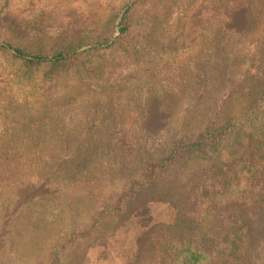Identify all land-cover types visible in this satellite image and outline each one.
Instances as JSON below:
<instances>
[{
    "label": "rangeland",
    "instance_id": "374dc122",
    "mask_svg": "<svg viewBox=\"0 0 264 264\" xmlns=\"http://www.w3.org/2000/svg\"><path fill=\"white\" fill-rule=\"evenodd\" d=\"M135 1L0 0V42L11 41L45 53L76 41L90 48V44L117 35V17ZM199 1L177 0L166 6L168 13L158 20L161 30L152 38H162L171 49L148 48L151 50L137 53L132 47L120 48L103 57L107 62L113 60L115 67L98 70L100 64L105 65L100 62L41 93L20 82L19 70L0 52V168L9 160L49 166L64 163L62 169L85 162L80 160L119 164L109 172L100 166V173L91 174L90 167L82 171L83 167L77 178L51 180L46 172L38 177L30 171L11 178L0 175V264H51L54 250L68 244L72 236L90 232L102 210L115 206L133 182L145 177L148 163L167 157L175 143L195 141L209 121L223 122L242 114L250 102L236 88L243 84V88H251L259 80L264 58L255 60L252 40L247 42L244 37L210 43L195 23L194 17L203 7ZM142 16L143 12L137 13V18ZM261 39L257 37L255 45ZM173 41L175 45H171ZM149 98L157 102L166 128L156 137L138 135L131 142L127 134L139 133L133 124L142 120ZM117 132H123L124 144L117 141L121 138ZM112 141L113 154L88 155L89 148ZM10 149L15 155L2 154ZM135 153L139 155L136 159L132 157ZM206 170L201 162L181 159L123 213L105 220L92 239L77 240L62 254L61 264H84L95 258L98 255L92 249L100 239L114 237L116 232L119 237L133 233L126 223L134 220L136 229L159 227L182 238L204 232L183 215L189 210V191ZM47 182L54 188L61 183L64 189L60 194L43 195L37 189ZM23 184L37 187L25 191L19 188ZM4 212L10 223L1 233ZM230 212L234 224L229 229L249 238L255 252L252 264H264V220L251 221ZM219 227L228 231L225 225ZM111 243L109 260L103 264H124L116 253L120 240Z\"/></svg>",
    "mask_w": 264,
    "mask_h": 264
},
{
    "label": "trees",
    "instance_id": "16d2710c",
    "mask_svg": "<svg viewBox=\"0 0 264 264\" xmlns=\"http://www.w3.org/2000/svg\"><path fill=\"white\" fill-rule=\"evenodd\" d=\"M171 2L177 0L135 1L123 15L117 17L115 26L118 29L117 35L90 44V48H85L83 42L76 41L65 45L57 52L45 53L30 51L11 41H2L0 52L7 56L5 57L11 67L19 70V81L32 85L36 92L41 93L43 88L52 89L62 78L90 71L91 67L100 62L104 61L105 65L100 64L98 70L115 67L113 60L107 62L103 57L111 56L120 48L132 47L131 49L137 53L151 50L148 48L161 52L166 51L165 48L171 49L170 46L166 47L169 44L162 38L156 40L152 38L161 30L158 20L168 13L169 8L166 6ZM198 3L203 4V7L194 17L195 23L206 36H209L210 43L218 45L225 38L230 37L232 40L244 37L247 42L252 40L251 44L254 46L252 54H255V60L264 58V0H200ZM140 12H143V16L137 18V13ZM257 37L262 39L255 45ZM171 45H175V42L173 41ZM258 79L251 88H243L245 84L236 88L246 96L245 101L250 102L241 115L232 116L223 122H217L215 119L209 121L204 132L195 141L175 143L167 157L156 163H148L145 177L139 182H133L129 189L122 193L115 206H106L97 216L90 232L74 235L68 244L57 247L51 264H61L62 254L73 248L77 240L92 239L105 220L123 213L130 202L153 188L172 166L185 157L201 162L207 168L204 177L200 176L189 191L186 202L189 210L183 215L192 221L193 227L197 225L205 231L198 232L192 238L189 236L191 239L182 238L159 227L136 229L134 220L126 223L133 229V233L119 237L117 235L119 232H116L114 237L100 239V243L92 249L98 256L86 259L84 264L108 262L109 251L112 252L113 248L111 242L116 240H120L118 244L127 248L120 249L117 248L120 246L116 245L118 258H122L119 261H125L126 264H252L255 261V252L251 251L249 238L230 230L229 225L234 224V219L230 216L231 210L247 220L256 222L264 220V70ZM53 90L57 92L56 87ZM153 101L155 100L149 98L142 120H137L133 124H137L139 133L130 131L127 134L131 142L132 140L135 142L134 138H138V135H145L148 139L156 137L166 128V121L159 115L158 104ZM117 133L120 137L123 135V132ZM117 141L124 144L125 137ZM112 143L114 141L110 145L102 143L89 148L87 153L89 156L102 155L105 152L113 154ZM115 150L117 151L116 146ZM136 153L132 156L134 159L139 156ZM2 154L8 157L15 155L11 149ZM119 156H115L116 161ZM80 161L85 162L72 166L69 164L66 169H62L64 163L49 166L36 162L25 164L9 160L4 162V168H0V175L11 178V175H22L30 171L38 177L46 172L51 180L58 176L66 179L71 176L77 178L83 167L82 171L90 167L91 171L88 173L91 174L100 173L103 167L109 172L116 167L115 164L119 165L114 160L101 163ZM52 185V182H47L37 190H42L45 193L43 195H55L64 189L61 183L56 188ZM29 187L37 186L23 184L19 188L29 191ZM50 189L54 190V193H49ZM143 211L139 213L142 212L143 215L145 213ZM6 213L4 212L1 233L8 230L7 225L10 223V216ZM220 224L225 225L228 231H220L218 229ZM125 237L128 239L124 240Z\"/></svg>",
    "mask_w": 264,
    "mask_h": 264
}]
</instances>
